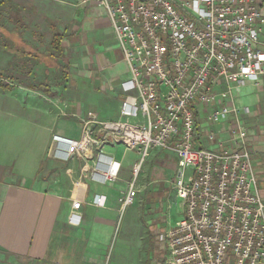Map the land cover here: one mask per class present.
Instances as JSON below:
<instances>
[{"label": "crops", "instance_id": "crops-1", "mask_svg": "<svg viewBox=\"0 0 264 264\" xmlns=\"http://www.w3.org/2000/svg\"><path fill=\"white\" fill-rule=\"evenodd\" d=\"M129 78L99 0H0V264H167L157 235L185 209L175 152H148L135 201L123 207L138 151L106 142L65 157L53 140L78 139L87 120L124 119L121 103L138 101L122 88ZM219 103L237 112L210 123L211 106L197 104L195 145L234 149L243 126L264 200V75Z\"/></svg>", "mask_w": 264, "mask_h": 264}, {"label": "built area", "instance_id": "built-area-1", "mask_svg": "<svg viewBox=\"0 0 264 264\" xmlns=\"http://www.w3.org/2000/svg\"><path fill=\"white\" fill-rule=\"evenodd\" d=\"M107 8L130 78L121 120H87L78 139L54 136L65 157L106 142L139 152L122 206L134 203L148 152H175L177 196L184 216L158 233L167 264H264V200L248 149L247 130L233 129L236 147H197V104L211 106L208 122L228 118L232 90L264 75V0H99ZM223 81L227 87L220 91ZM126 118H133L130 121ZM191 174L185 177V170ZM114 172H105L110 180ZM100 202V197L94 203ZM80 201H73L79 209Z\"/></svg>", "mask_w": 264, "mask_h": 264}]
</instances>
